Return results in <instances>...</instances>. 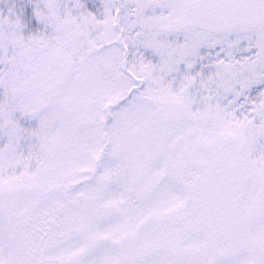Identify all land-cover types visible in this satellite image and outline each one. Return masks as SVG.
<instances>
[{
	"label": "snow or ice",
	"instance_id": "snow-or-ice-1",
	"mask_svg": "<svg viewBox=\"0 0 264 264\" xmlns=\"http://www.w3.org/2000/svg\"><path fill=\"white\" fill-rule=\"evenodd\" d=\"M0 264H264V0H0Z\"/></svg>",
	"mask_w": 264,
	"mask_h": 264
}]
</instances>
